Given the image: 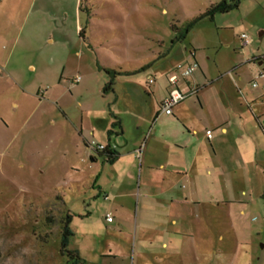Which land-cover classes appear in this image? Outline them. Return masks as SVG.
<instances>
[{
    "label": "rangeland",
    "instance_id": "rangeland-1",
    "mask_svg": "<svg viewBox=\"0 0 264 264\" xmlns=\"http://www.w3.org/2000/svg\"><path fill=\"white\" fill-rule=\"evenodd\" d=\"M8 1L0 2V14L11 3L21 8L12 40L2 34L6 21L0 23V264H64L60 229L68 210L77 215L70 225L74 245L90 239L84 264H138L133 253L94 256L114 223L105 219L109 201L92 188L90 169L70 167L68 148L85 149L73 124L82 118L84 128L95 125L105 140L111 110L126 136H134L135 118L151 105L148 76H155L154 90L165 84L162 69L192 59V48L206 76L235 104L244 101L255 90L253 70L264 72V62L254 60L264 57V0H240L193 24L222 0ZM243 33L251 40L246 45ZM103 66L126 72L115 76L113 92L102 91L110 78ZM192 78L204 79L199 70ZM141 120L144 135L148 122ZM130 223L127 217L133 231ZM244 223L237 225L238 243L214 238L216 252L205 245L196 264H264V199L254 200ZM149 262L146 256L143 264Z\"/></svg>",
    "mask_w": 264,
    "mask_h": 264
},
{
    "label": "crops",
    "instance_id": "crops-1",
    "mask_svg": "<svg viewBox=\"0 0 264 264\" xmlns=\"http://www.w3.org/2000/svg\"><path fill=\"white\" fill-rule=\"evenodd\" d=\"M20 8V4L11 3L7 13L0 14V23L6 21L7 27L2 34L8 40L13 38ZM25 34L27 38L28 32ZM188 52L192 59L178 62L195 60L198 67L193 73L199 70L204 79L194 81L193 73L180 79L182 90L196 91L171 114L161 113L159 102L169 87L167 77L178 62L162 69L165 84L155 86V90L150 87L155 76L152 83L146 81L151 105L144 116L135 118L134 136H126L123 123L111 110L109 125L104 127L105 140L95 125L84 128L82 118L78 126L73 124L85 149L82 153L77 145L68 148L70 167L75 171L82 166L90 169L92 188L109 201L104 215L109 213L112 221L108 223H114L106 226L100 240L104 247L94 250L100 259H119L133 253L138 264H143L146 256L151 258L148 264L167 258L170 264H196L205 245L216 252L214 238L238 243L237 225L244 226L245 213L254 200L264 199V90L260 87L264 72L253 70L252 79L263 73L258 79L260 85L235 104L223 85L206 76L195 58V49ZM254 60L260 65L264 57ZM114 79L110 89L102 88L103 93L114 91ZM141 119L148 122L144 135ZM208 129L210 137L205 134ZM89 141L113 145L117 156L108 161L103 151L88 146ZM66 214L72 232L67 248L76 250L84 264L90 239L85 237L84 242L74 245L76 231L70 225L77 215L69 210ZM127 217L133 231L125 226Z\"/></svg>",
    "mask_w": 264,
    "mask_h": 264
},
{
    "label": "built area",
    "instance_id": "built-area-1",
    "mask_svg": "<svg viewBox=\"0 0 264 264\" xmlns=\"http://www.w3.org/2000/svg\"><path fill=\"white\" fill-rule=\"evenodd\" d=\"M240 39L242 40V45L248 44L250 43V38L246 35V34H241ZM198 67V64L195 60H192L189 63H181L178 62L175 64L174 66V71L171 72L168 77H167V82H168V90L166 95L161 99V101L159 102V111L161 113L164 114H171L173 108L179 104L181 101H183L184 99L188 98L189 96H191L196 90L195 89H191V90H182L179 86V81L180 79L186 78L188 76H190L193 71ZM263 77V73L259 72L258 74H256V76L254 77L253 81H252V86L253 87H257L260 84L258 83V79ZM79 77H76L74 79V81H78ZM153 82V78L151 76H148L147 78V83L150 84ZM260 87L264 90V81L262 82V84L260 85ZM205 134L207 135V137L211 136V130H206ZM88 146L91 147L92 149H96L99 151H103V150H110L113 151L114 150V146L113 145H107V144H103V143H96L94 141H89L88 142ZM139 154V152H138ZM106 221L110 222L112 221V216L107 213L105 216Z\"/></svg>",
    "mask_w": 264,
    "mask_h": 264
},
{
    "label": "trees",
    "instance_id": "trees-1",
    "mask_svg": "<svg viewBox=\"0 0 264 264\" xmlns=\"http://www.w3.org/2000/svg\"><path fill=\"white\" fill-rule=\"evenodd\" d=\"M240 0H222L219 3H216L214 5H211L210 8L204 13L199 15L198 17L194 18L193 20L190 21V24H193L195 21H197L198 19H201L203 16H208L209 18H213V15L216 12H227L230 10V8L232 7H236L238 6ZM188 26L186 28V31L189 30ZM83 32L80 31L79 32V36H82ZM182 37V35H177L175 36L174 40H180ZM107 74L110 75L109 80L106 82V84L103 87V90L106 91V89H110L111 86L113 85V78L116 75H121V74H125L126 72L120 69H108V68H104L103 69ZM108 145V144H107ZM103 154H105L106 158L108 161H112L115 159V157L117 156V152L115 150L110 151L108 149L103 150ZM69 220H70V216L68 214H66L64 216V220L62 221V225H61V231H60V254L66 256V261L65 264H82V260L80 258V256L78 255L76 250H70L67 248L68 245V241H69V237L71 236L72 232L69 228Z\"/></svg>",
    "mask_w": 264,
    "mask_h": 264
}]
</instances>
